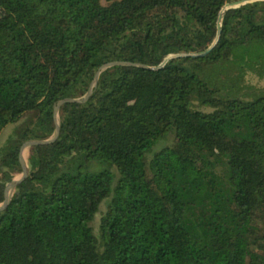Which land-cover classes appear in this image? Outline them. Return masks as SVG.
Listing matches in <instances>:
<instances>
[{
    "label": "trees",
    "instance_id": "obj_1",
    "mask_svg": "<svg viewBox=\"0 0 264 264\" xmlns=\"http://www.w3.org/2000/svg\"><path fill=\"white\" fill-rule=\"evenodd\" d=\"M232 1L0 0V135L20 122L0 145V203L58 100L113 59L205 50ZM236 57L264 77V0L224 11L205 55L109 66L60 105L0 210V264H264V95L229 98L214 69ZM246 112L248 137L227 134Z\"/></svg>",
    "mask_w": 264,
    "mask_h": 264
},
{
    "label": "rangeland",
    "instance_id": "obj_2",
    "mask_svg": "<svg viewBox=\"0 0 264 264\" xmlns=\"http://www.w3.org/2000/svg\"><path fill=\"white\" fill-rule=\"evenodd\" d=\"M244 57V56H243ZM260 67L254 68V66L250 63V61H243L242 58L236 57L234 61L228 62V63H217L214 66V69L216 71H219V77L220 80L224 83V87L222 89L223 92L228 94L229 98H240L244 100L252 99L256 94L257 95H264V77L259 78V72ZM215 71V72H216ZM203 110L207 111L210 110L209 108H203ZM251 116L248 115L246 112L243 116L237 117L233 123L236 126H226L225 130L227 134L235 136L237 138H247L248 132L246 131L249 118ZM11 124L8 125L1 133L0 135V145L5 140L6 136L13 132L15 127L19 124ZM174 140V134L169 133L166 138L161 140L158 145L159 146H168L172 144ZM27 149L25 148V154L24 159L26 161L27 156ZM150 157V156H149ZM176 166V165H173ZM93 169L99 170L102 168L108 169L115 178L117 177L116 168L114 166L108 165V164H94L92 166ZM220 166L216 168L217 171H220ZM221 178L225 182L231 181V177H229V173L225 171H221L220 173ZM21 177V173L14 174L13 179H18ZM173 177V174H171V178ZM173 179V178H172ZM182 181L178 183V186L181 185ZM187 185V184H185ZM14 190V189H13ZM13 190H8L7 194L11 196ZM105 209V201L101 203L100 210L95 214L94 219L92 221V226L94 228L95 233H98V225L101 213Z\"/></svg>",
    "mask_w": 264,
    "mask_h": 264
},
{
    "label": "water",
    "instance_id": "obj_3",
    "mask_svg": "<svg viewBox=\"0 0 264 264\" xmlns=\"http://www.w3.org/2000/svg\"><path fill=\"white\" fill-rule=\"evenodd\" d=\"M251 1H254V0H238V1H234V2H226V3H224L222 5V7L219 10L218 18H217V22H216V34H215L211 44L205 50H203L201 52H198V53H191V54L185 53V52H180V53H177V54H168L163 59V61L157 66H150V65L140 64V63H136V62H123V61H117L116 59H113V61L107 62V63L101 65L98 68V71L95 74L94 79L92 81L91 87L89 88L87 93L84 96H82V98H71L70 97V98H64V99L58 100L57 103L54 105V118H55V124H56V129H55L54 135L51 138H48V139H42V140L32 139V140H28V141H25L21 145L20 150H19V156H18L20 165L22 167L21 177L18 178V179H12V181L8 182L5 185V188H4V199L0 203V210L4 209L7 206L8 202H9L10 195H7V191L10 190V192H11V190H13L15 188L16 184H18L20 181H22L28 174V166H27V163H26L24 157L22 156V150L24 148H28L29 146H31L33 144H43V143H48V142H52L53 140H55V138L58 135L59 127H60V125L62 123L60 118H59V115H58V107L60 105H64L65 103H68V102H80L81 100L85 101L88 98V96L91 94V88H94V86L96 84V80H97L98 74H99L100 71H102L103 69H105V68H107L109 66H112V65H131V66H141V67L147 68V69H157V68L163 66L167 60H169L170 58H172L174 56L197 57V56L205 55L213 47V45L215 44V42L217 41V39H218V37L220 35V32H221V17H222V14L224 13V11H226L229 8L237 7V6L241 5V4H244L246 2H251Z\"/></svg>",
    "mask_w": 264,
    "mask_h": 264
},
{
    "label": "bare ground",
    "instance_id": "obj_4",
    "mask_svg": "<svg viewBox=\"0 0 264 264\" xmlns=\"http://www.w3.org/2000/svg\"><path fill=\"white\" fill-rule=\"evenodd\" d=\"M24 154H25V148L22 150V156H24Z\"/></svg>",
    "mask_w": 264,
    "mask_h": 264
},
{
    "label": "crops",
    "instance_id": "obj_5",
    "mask_svg": "<svg viewBox=\"0 0 264 264\" xmlns=\"http://www.w3.org/2000/svg\"><path fill=\"white\" fill-rule=\"evenodd\" d=\"M235 1H238V0H235ZM232 2H234V1H232Z\"/></svg>",
    "mask_w": 264,
    "mask_h": 264
}]
</instances>
